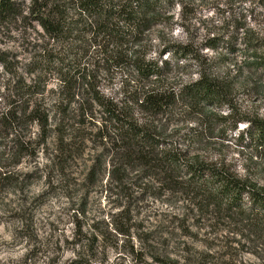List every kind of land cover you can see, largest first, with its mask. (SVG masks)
<instances>
[{
  "label": "rangeland",
  "instance_id": "obj_1",
  "mask_svg": "<svg viewBox=\"0 0 264 264\" xmlns=\"http://www.w3.org/2000/svg\"><path fill=\"white\" fill-rule=\"evenodd\" d=\"M14 1L19 13H0V87L39 70L48 47L28 14L31 0ZM156 1L157 20L137 46L160 61L169 48L158 79L113 58L94 29L59 48L66 68L148 130L152 143L128 146L120 124L82 95L61 110V74H47L50 136L43 140L38 124L23 130L32 154L15 153L21 140L12 129L0 139V264H264V210L246 195L229 208L166 157L178 151L183 162L264 189V141L249 134L264 121V66H250L264 57V0ZM203 71L224 97L179 93ZM149 85L175 94L158 114L141 105Z\"/></svg>",
  "mask_w": 264,
  "mask_h": 264
},
{
  "label": "trees",
  "instance_id": "obj_2",
  "mask_svg": "<svg viewBox=\"0 0 264 264\" xmlns=\"http://www.w3.org/2000/svg\"><path fill=\"white\" fill-rule=\"evenodd\" d=\"M69 5L63 0H31L28 14L43 29L48 47L42 59L34 64H40L39 70L34 68L28 71V76H20L17 80L14 76L9 77L4 83L5 86L0 87V139L6 137L9 129H12L16 133V138L21 140L20 143L15 142L17 145L15 153L21 154L26 151L32 154L34 147L26 143V138L29 136L23 130L31 124H38L42 139L45 140L50 136V116L43 98L48 85L45 77L47 74L60 73L63 86L56 102L61 110L70 106L76 95H82L89 106H102L105 112L120 124L121 139L128 146L151 144L153 136L148 130L145 129V132L143 126L135 122V119L131 121L130 118L127 119L119 114L118 105L110 97L91 81L86 83L88 88L85 87V80L81 79L83 81L80 82V77L76 76L69 67L66 68L64 59L61 60L59 55L61 53L59 48L64 45L67 49L76 46L81 34L94 29L93 33L98 34L96 36L101 35L102 39L112 46L108 52H111L113 58H119L121 55L122 61L128 62L143 78L158 79L163 75V69L168 66V61L163 60L162 57L169 48L164 47L160 52V61L148 58L147 54L137 46L141 44L145 31L157 20V7H159L157 1L73 0V5L71 3ZM19 11L14 0H1L0 13L16 15ZM257 57L258 59L251 62L250 66L253 68L264 66V57ZM60 60L61 62H58ZM36 71H39L38 74ZM157 87L149 85L142 90L141 105L158 114L163 105L173 103L175 94L168 88L158 90ZM179 93H184L193 100L208 98L216 100L225 96L223 87L205 71L201 72L195 82L183 86ZM249 134L254 138L257 137L256 140L260 139V142L264 141V121L254 124L253 131ZM62 139L63 136L61 141ZM166 157L174 172L181 171L184 167L205 186L209 196L222 204H228L229 208L240 207L246 195L253 207L264 210V189L251 186L240 178L219 171L206 163L183 162L178 151L169 152ZM2 180L3 178L0 177V181Z\"/></svg>",
  "mask_w": 264,
  "mask_h": 264
}]
</instances>
